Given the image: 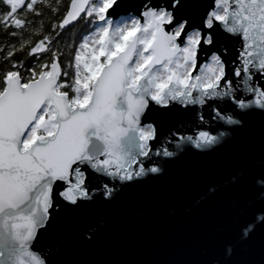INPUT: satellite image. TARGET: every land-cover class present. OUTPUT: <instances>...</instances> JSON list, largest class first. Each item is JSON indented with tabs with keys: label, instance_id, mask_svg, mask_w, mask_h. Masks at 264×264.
I'll return each instance as SVG.
<instances>
[{
	"label": "snow or ice",
	"instance_id": "6c2138e0",
	"mask_svg": "<svg viewBox=\"0 0 264 264\" xmlns=\"http://www.w3.org/2000/svg\"><path fill=\"white\" fill-rule=\"evenodd\" d=\"M0 36V264H53L58 219L264 116V0H0ZM255 171L240 242L264 227Z\"/></svg>",
	"mask_w": 264,
	"mask_h": 264
},
{
	"label": "water",
	"instance_id": "95a60500",
	"mask_svg": "<svg viewBox=\"0 0 264 264\" xmlns=\"http://www.w3.org/2000/svg\"><path fill=\"white\" fill-rule=\"evenodd\" d=\"M137 2L125 0L127 12ZM262 158L264 116L254 115L216 150L183 154L113 202L61 217L40 247L54 253L53 264H264V227L238 240L239 225L261 207L254 177ZM85 223L96 226L90 240L81 235Z\"/></svg>",
	"mask_w": 264,
	"mask_h": 264
},
{
	"label": "trees",
	"instance_id": "16d2710c",
	"mask_svg": "<svg viewBox=\"0 0 264 264\" xmlns=\"http://www.w3.org/2000/svg\"><path fill=\"white\" fill-rule=\"evenodd\" d=\"M2 39H4V37L3 36H0V40H2Z\"/></svg>",
	"mask_w": 264,
	"mask_h": 264
}]
</instances>
